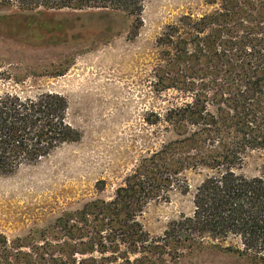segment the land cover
I'll list each match as a JSON object with an SVG mask.
<instances>
[{"label": "rangeland", "instance_id": "rangeland-1", "mask_svg": "<svg viewBox=\"0 0 264 264\" xmlns=\"http://www.w3.org/2000/svg\"><path fill=\"white\" fill-rule=\"evenodd\" d=\"M214 6L206 0H145L135 29L133 16L122 11L0 4V95L59 93L68 101L67 121L81 133L79 141L63 144L39 163L0 174V264H49L29 254L37 246L62 256L57 245L69 237L59 218L86 203L112 200L144 159L181 138L168 115L192 100L181 81L172 86V74L182 80L179 72L186 67L171 64L172 52L158 38L181 16H201ZM188 150L168 149L171 166ZM263 168L264 148H256L243 154L235 170L254 176ZM207 172L186 169L181 176L194 186ZM191 211V195L171 189L166 198L149 200L137 221L155 238ZM179 250V256H169L145 249L130 254V263L100 261L95 252L92 264H264V258L226 252L210 241ZM71 257L78 264L88 256Z\"/></svg>", "mask_w": 264, "mask_h": 264}, {"label": "trees", "instance_id": "trees-1", "mask_svg": "<svg viewBox=\"0 0 264 264\" xmlns=\"http://www.w3.org/2000/svg\"><path fill=\"white\" fill-rule=\"evenodd\" d=\"M144 1L0 0V4L28 10L122 11L133 16L138 29ZM206 2L215 5L212 11L183 15L158 38L159 45L172 52L171 64L186 67L179 72L182 80L172 74V86L181 81L192 100L168 115L181 138L144 159L112 200L86 203L59 218L69 240H77L57 245L62 256L55 258L37 246L29 253L33 258L74 264L71 256L80 253L88 257L78 264H92L98 252L100 261L130 263V254L145 249L179 256L180 248L209 241L226 252L264 258V168L254 176L235 170L247 150L264 148V0ZM67 110L66 97L56 92L1 94L0 174L35 165L63 144L79 141L81 133L67 121ZM186 124L194 128L188 130ZM178 145L189 150L174 167L169 151ZM197 168L208 172L191 186L181 173ZM171 189L191 195L192 211L170 222L162 235L149 238L137 215L149 200L166 198Z\"/></svg>", "mask_w": 264, "mask_h": 264}]
</instances>
